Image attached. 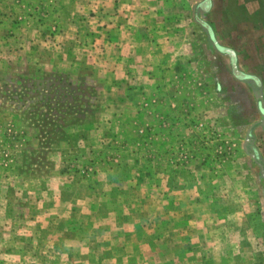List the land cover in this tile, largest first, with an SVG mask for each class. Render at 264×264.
<instances>
[{
  "label": "rangeland",
  "instance_id": "374dc122",
  "mask_svg": "<svg viewBox=\"0 0 264 264\" xmlns=\"http://www.w3.org/2000/svg\"><path fill=\"white\" fill-rule=\"evenodd\" d=\"M245 4L0 0V264H264Z\"/></svg>",
  "mask_w": 264,
  "mask_h": 264
},
{
  "label": "crops",
  "instance_id": "0c3cea01",
  "mask_svg": "<svg viewBox=\"0 0 264 264\" xmlns=\"http://www.w3.org/2000/svg\"><path fill=\"white\" fill-rule=\"evenodd\" d=\"M129 7V6H128ZM132 15V17L135 15V13H132L131 14ZM140 17V16H139ZM180 19V18H179ZM133 20H135V18H133V19H131L130 21H129V23L131 24V26L129 27L128 26V28H129V30H132L133 31V26H135V23L133 24L132 23V21ZM125 27L123 26L122 28H121V31H120V37L121 38H123V36H126L125 35V33L127 32H129L127 29H125ZM180 31V30H179ZM180 33H181V31H180ZM124 39V38H123ZM172 39H173V37H171L169 34L167 35V36H165V41H166V45L168 44V48H166L164 45L163 46H160V45H154V44H152V46H151V48L150 49H181V48H179V47H174L173 45H171L170 47H169V42L170 41H172ZM170 40V41H169ZM172 42H174V41H172ZM118 44V48L117 49H125V47L127 48V49H140V45L137 43V42H135V40L133 41L131 38H130V40H128V41H126L125 43H122V44H120V42H118L117 43ZM235 263V262H234Z\"/></svg>",
  "mask_w": 264,
  "mask_h": 264
},
{
  "label": "trees",
  "instance_id": "16d2710c",
  "mask_svg": "<svg viewBox=\"0 0 264 264\" xmlns=\"http://www.w3.org/2000/svg\"><path fill=\"white\" fill-rule=\"evenodd\" d=\"M260 3H261V5H259V9H256V8L252 9L253 7H250V6L248 8V7H246V4L242 7L243 11L246 14H249L250 16L254 17L256 19L257 23H261V21L264 22V0H260ZM226 11H228L226 13L227 15L229 13L232 14V15L237 14V11L234 9L232 4H230V6L228 7V9H226ZM237 16H238V14H237ZM260 18H261V20H260Z\"/></svg>",
  "mask_w": 264,
  "mask_h": 264
}]
</instances>
